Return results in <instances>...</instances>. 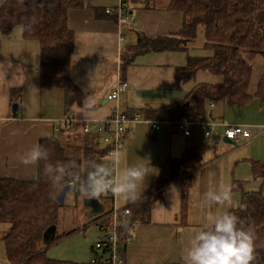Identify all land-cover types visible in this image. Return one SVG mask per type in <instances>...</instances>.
Masks as SVG:
<instances>
[{
	"label": "crops",
	"instance_id": "0c3cea01",
	"mask_svg": "<svg viewBox=\"0 0 264 264\" xmlns=\"http://www.w3.org/2000/svg\"><path fill=\"white\" fill-rule=\"evenodd\" d=\"M158 2L146 8L148 3L141 1L85 0V7L69 12L68 24L75 40L70 76L82 91L84 100L68 111L63 90L41 85L39 42L25 39L22 27L15 28L8 36H0V179L35 181L38 164L24 165L19 159L25 149L57 136L67 116L74 119L72 134H81L84 124L108 119L114 108L130 116L141 115L143 122L132 125L122 151L127 153L129 161L138 156L151 165V179H146L143 185L149 184L144 189L141 186L134 199H123L115 194L114 204L118 209H131L151 196L153 192L149 191L161 176L164 165L171 159L181 158L189 148L203 146L201 159L189 162L187 173L166 185L161 197L153 201L148 222L132 224V241L122 252L124 264H183L182 253L190 236L188 230L198 224L205 211L204 193L226 185L233 199L232 206H227L231 211L239 207L243 194L257 192L262 185V179L254 175L253 166L264 163V126L243 123V120L234 122L231 125L248 127L252 138L249 143L242 139L225 141L222 133L229 125L226 117L234 107L227 109L223 103L209 102L206 122L217 125L216 137L208 139L197 128H191V136L185 137L171 122L161 120L156 112L173 100L185 99L199 84L221 82L220 77L207 71L197 72L189 81L177 77V69L186 67L191 58L205 57L201 56L202 52L189 49L187 52H149L137 56L121 71L122 55L132 51L140 33L157 38L181 30L182 13L170 11L166 4ZM124 4L122 12L106 14L107 8L119 9ZM263 72L264 59L258 56L254 61L251 94ZM119 83H128L129 88L118 100H108ZM238 110H250V117L254 113L263 114L264 106L253 101ZM150 123H159L160 130L153 132ZM185 180L188 182L186 190ZM70 194L68 208L73 209L68 211L75 217V230H72L75 233L49 247L47 255L53 260L91 264L100 254L94 249L99 239L98 229L93 225L96 216L90 215V209L84 204L86 198L77 200L72 189L64 203ZM103 208V212L110 209ZM56 227V235L71 233H60L58 223ZM10 229V223L0 221V264H9L2 236Z\"/></svg>",
	"mask_w": 264,
	"mask_h": 264
},
{
	"label": "trees",
	"instance_id": "16d2710c",
	"mask_svg": "<svg viewBox=\"0 0 264 264\" xmlns=\"http://www.w3.org/2000/svg\"><path fill=\"white\" fill-rule=\"evenodd\" d=\"M154 1L146 0V8H152L150 3ZM85 6V0H0V36H8L15 28L22 27L25 39L39 42L41 85L63 90L67 111L84 100L82 91L70 76L75 40L68 16L71 10ZM166 8L182 13L181 30L157 38L140 33L132 51L122 55L121 71H125L139 55L186 51L202 27L205 47L212 54L191 58L186 67L177 69V77L189 81L197 72L207 71L220 77L221 82L195 86L185 99L173 100L156 111L159 118L171 122L177 129L176 123L184 118L194 123L206 122L209 102L241 109L256 99L264 106V72L255 92L250 93L254 61L258 56L264 58V0H169ZM39 144L47 151L48 160L38 163L35 181L0 179V221L11 224V229L2 236L7 261L9 264H74L50 259L47 251L75 231L56 235L49 245L44 243V233L49 227L57 226L60 209L64 206L57 202V196L63 187L72 182V175L83 178L89 161L105 159V150L96 137L69 134L63 125L57 136L43 139ZM202 154L203 146L197 145L187 149L181 158L171 159L163 166L161 176L149 191L153 194L131 207V214L120 226L121 238L131 235L134 222H148L151 204L161 197L162 189L185 175L186 165L201 159ZM56 162L66 164L71 175L66 176L67 182L54 188L44 168L46 163ZM253 172L256 178L262 179L260 189L243 194L239 207L231 212L243 227H250L254 233L252 264H264V163H255ZM183 187L185 190L188 187L186 180ZM72 190L77 200L85 198L79 194L75 183Z\"/></svg>",
	"mask_w": 264,
	"mask_h": 264
},
{
	"label": "clouds",
	"instance_id": "9594fccd",
	"mask_svg": "<svg viewBox=\"0 0 264 264\" xmlns=\"http://www.w3.org/2000/svg\"><path fill=\"white\" fill-rule=\"evenodd\" d=\"M19 159L24 165H36L47 161L48 153L35 143L25 149ZM149 167L147 159L137 156L136 160L129 161L125 151L116 149L107 159L89 161L83 178L72 175V182L85 198L111 192L123 199H134L149 175ZM44 171L54 188L67 182L66 176L71 175L68 166L61 162L46 163ZM232 204L226 185L204 193L205 211L198 224L188 230L190 236L183 249V264H252L254 233L250 227H243L239 218L228 210L227 206Z\"/></svg>",
	"mask_w": 264,
	"mask_h": 264
},
{
	"label": "built area",
	"instance_id": "2783aa9c",
	"mask_svg": "<svg viewBox=\"0 0 264 264\" xmlns=\"http://www.w3.org/2000/svg\"><path fill=\"white\" fill-rule=\"evenodd\" d=\"M131 1L145 2L146 0ZM117 11L122 12V6L119 9L107 8L106 14L111 15ZM128 88V83H119L115 91L108 96V100H118L120 94ZM140 120L141 115L138 113L130 116L122 113L118 108H114L108 119L84 124L82 133L84 135L96 137V140L103 146L105 150V159H107L109 154L114 150H123L126 136L133 130L132 125L139 123ZM73 124V117L67 116L62 125L70 134ZM193 126L199 130H205L206 138H211L216 132L217 127L213 122L194 123L186 118L176 123L178 131L185 137L191 136V127ZM151 129L153 132L159 131L160 124H151ZM222 135L229 140L242 139L247 143H249L252 138L251 130L244 125H227ZM69 185L72 187L74 183L71 182ZM102 197L110 200L112 206L108 211H104L102 214L97 215L93 221V225L98 228L100 233V237L95 243L94 249L100 251V254L91 261V264L102 262L108 264H124L122 252H124L125 248L131 243L132 237L129 235L126 238H121L120 226L128 219L131 214V209L129 207L118 209L114 204L115 194L111 192L102 194Z\"/></svg>",
	"mask_w": 264,
	"mask_h": 264
},
{
	"label": "rangeland",
	"instance_id": "374dc122",
	"mask_svg": "<svg viewBox=\"0 0 264 264\" xmlns=\"http://www.w3.org/2000/svg\"><path fill=\"white\" fill-rule=\"evenodd\" d=\"M168 1L169 0H156V1H154V3L155 2L164 3L163 5H165V4L168 3ZM201 28H199V31L197 33V38L193 42L189 43L188 49H189V51H195L197 53H199L198 51H200V52H202V55L201 56L205 55V57H206V55L210 51L208 49H206V47H205L206 40H205V37H204V33L201 32ZM188 49L186 50V52L188 51ZM253 101L256 102V105L259 104V106H260V103H259L258 100L253 99L252 102ZM229 108L230 107L228 106L227 109H229ZM249 113H250V110L248 112H246V111H243L242 112V111H239L238 108L234 107L233 108V111L230 112L229 114H227L226 119L229 122V125L234 124V122H238V121H242L243 120V123L247 122V123H250V124H256V125H262V126H264V113L263 114H259V115H257V114L254 113L250 117H248V114ZM245 118H247V119H245ZM142 122H143V120H142ZM191 128L192 129H196L194 126L191 127ZM201 131L205 135V130H201ZM217 132H218V129L216 130V132L214 133V135L211 138H208V139H212L213 140L216 137V133ZM149 171L150 170L148 169V172ZM146 179L149 181L151 179L150 175H148ZM148 184L147 183L145 185L142 184L141 186L144 189ZM146 190H149V189H146ZM71 197H72V194H70L67 197L66 202L65 203L63 202L64 203V206L60 209V215H59V221H58V225H59L58 230H59L60 233H62V232H72V230H75V229H73L74 226L76 225V221H75L74 214H72V213H70L68 211L69 209H73L72 206L70 208H68V206L71 204L70 203ZM97 198L101 201L102 205L106 209H109L110 208V205H111L110 200L103 198L102 195L99 196V197H97ZM98 234H99V237H100L99 230H98Z\"/></svg>",
	"mask_w": 264,
	"mask_h": 264
},
{
	"label": "water",
	"instance_id": "95a60500",
	"mask_svg": "<svg viewBox=\"0 0 264 264\" xmlns=\"http://www.w3.org/2000/svg\"><path fill=\"white\" fill-rule=\"evenodd\" d=\"M17 108H18L17 105L13 106V109L15 111H17ZM225 141H231V140H228L227 138H225ZM71 189H72L71 185H66L65 187H63L62 191L57 196V202L59 204H62L65 201L66 194ZM84 204L87 208L90 209V215H95V216L100 215L102 214L104 210L99 200L95 198H86L84 200ZM56 232H57L56 226H51L46 230V232L44 233V237H43L44 243L46 245H49L51 242L54 241V239L56 238Z\"/></svg>",
	"mask_w": 264,
	"mask_h": 264
}]
</instances>
